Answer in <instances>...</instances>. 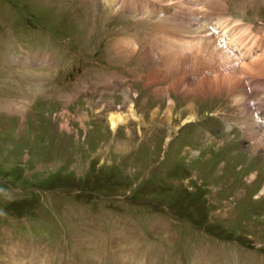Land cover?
I'll return each mask as SVG.
<instances>
[{
  "label": "rangeland",
  "instance_id": "rangeland-1",
  "mask_svg": "<svg viewBox=\"0 0 264 264\" xmlns=\"http://www.w3.org/2000/svg\"><path fill=\"white\" fill-rule=\"evenodd\" d=\"M78 1L0 0V264H264V149L248 148L254 145L250 128L215 129L213 135L185 128L189 113L207 122L217 108H232L231 96H157L159 84L148 83L140 57L107 45L114 42L108 29L140 28L139 17L116 15L96 0ZM133 1L124 0V7ZM249 1L260 2L255 16L264 22V0ZM95 6L109 11L104 24L102 15L93 19ZM74 14L82 22L76 30ZM48 24L80 49L89 48L85 38L102 48V57H122L120 65L103 63L99 72L118 67L135 81L111 76L113 82L104 83L90 64L79 63L73 69L93 78L79 82L69 69L59 75L66 76L58 82L60 93L53 83L39 94L12 82L15 67L7 59L20 50L21 37L12 38L9 26L44 39ZM125 60L131 71L122 66ZM162 76L160 85L167 86L172 78L165 71ZM65 90L71 95L63 97ZM5 98L33 102L29 109L9 108ZM117 110L127 118L113 130L109 116ZM77 186L118 196L102 202L85 192L76 200L62 188Z\"/></svg>",
  "mask_w": 264,
  "mask_h": 264
},
{
  "label": "bare ground",
  "instance_id": "bare-ground-1",
  "mask_svg": "<svg viewBox=\"0 0 264 264\" xmlns=\"http://www.w3.org/2000/svg\"><path fill=\"white\" fill-rule=\"evenodd\" d=\"M137 1L141 0H134L132 5H135ZM155 1V8H158L156 13H158V11H166L173 8L172 5H164L163 0ZM226 1L227 0H211V3L216 6L220 5L223 9H227ZM152 13H154V10ZM178 16L179 14L174 10L172 14L165 17L164 20L169 21L172 17ZM234 27L235 31L229 34L232 38L233 46L229 49L227 47H222L218 51L214 49L211 58H209L206 52L199 50L197 57H201L200 59L196 60L194 55L191 56L194 60V64L190 61H185L188 59L186 56L176 55L172 67L178 70L180 74L176 73L177 76H175L167 86L160 85L161 78H163L162 70L156 66L157 62L150 60V65L148 64L147 66L148 83L151 85L156 83L159 84L154 86V94L160 97L163 95L167 96L172 101L174 99L172 93L184 98L195 95L199 100L227 95L231 96V99L242 111H248L250 109L249 96L246 84L242 78V72L247 70L253 75L264 76V49L260 47L262 54L257 55L256 44L253 42L251 45H248L242 32L238 30L237 26ZM132 47H134V45L128 41H120L116 44L118 50L124 48L132 52ZM234 48L237 49V52L233 51ZM240 63H243V65L238 67ZM184 64H186V67ZM182 68H185L187 71L182 70ZM130 101L132 102V99H130ZM130 107L131 110H129L131 111V115L134 116L136 111L132 109V104ZM126 118L127 114L123 111H113L109 116V124L112 126L113 130H116L126 121ZM194 119H196L194 113H189L185 118L186 121H192ZM249 132L250 137L254 140V145L253 147L248 146V148L250 150L252 149L254 152L264 149V128L257 125L252 129L250 128Z\"/></svg>",
  "mask_w": 264,
  "mask_h": 264
}]
</instances>
